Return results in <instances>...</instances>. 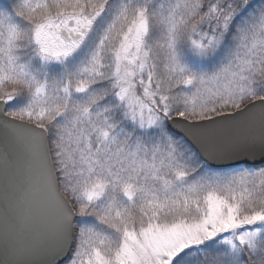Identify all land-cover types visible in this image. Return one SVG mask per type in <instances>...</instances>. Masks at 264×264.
Instances as JSON below:
<instances>
[{
    "label": "snow or ice",
    "instance_id": "obj_1",
    "mask_svg": "<svg viewBox=\"0 0 264 264\" xmlns=\"http://www.w3.org/2000/svg\"><path fill=\"white\" fill-rule=\"evenodd\" d=\"M0 264H264V0H0Z\"/></svg>",
    "mask_w": 264,
    "mask_h": 264
}]
</instances>
